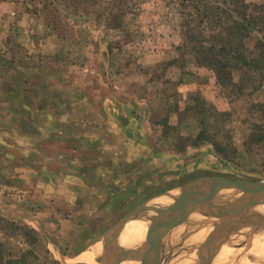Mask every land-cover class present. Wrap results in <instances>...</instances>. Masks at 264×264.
Segmentation results:
<instances>
[{"label": "rangeland", "instance_id": "374dc122", "mask_svg": "<svg viewBox=\"0 0 264 264\" xmlns=\"http://www.w3.org/2000/svg\"><path fill=\"white\" fill-rule=\"evenodd\" d=\"M244 1L263 24L231 41L228 77L196 61L179 0H0V264H87L80 253L134 201L209 176L264 181V0ZM230 190L214 210L228 212L192 214L198 225L173 231L186 247L160 264H202L216 247L197 246L237 225L211 264H264L249 249L264 242V202L237 219L243 192ZM193 231L207 235L189 243Z\"/></svg>", "mask_w": 264, "mask_h": 264}, {"label": "water", "instance_id": "95a60500", "mask_svg": "<svg viewBox=\"0 0 264 264\" xmlns=\"http://www.w3.org/2000/svg\"><path fill=\"white\" fill-rule=\"evenodd\" d=\"M236 190L243 192L242 199L236 201L237 207L239 206V218L244 209L252 205L264 202V181H250L243 179H230L220 176H209L193 180L186 185L182 186L181 193L174 196L173 193L168 191L164 198L173 197V200L167 205H160L157 203L158 199L150 202H144L136 209L128 213L117 223L112 231H109V241L114 240L121 227L128 219L141 218L147 212H153V215H148V225L145 233L144 240L138 245L131 247L116 246L112 250H102L97 256V264H123L125 261H136L137 264H160L161 245L163 239L173 233V231L180 230L183 224L195 222L197 219L194 213L217 215L219 212H228L222 209L218 213L214 210L219 206L217 203V196L220 200L226 195L227 190ZM163 198V196H162ZM222 212V213H223ZM149 217V218H148ZM200 219V218H199ZM264 221V219L262 220ZM245 222L260 223L257 219H246ZM237 226L225 228L221 232H212L204 242L197 246L199 249L215 248L212 254L210 253L207 258L202 261V264H208L212 260L214 253L217 251L219 243L226 242L229 234L235 231ZM79 264V263H77ZM90 264V263H87Z\"/></svg>", "mask_w": 264, "mask_h": 264}, {"label": "trees", "instance_id": "16d2710c", "mask_svg": "<svg viewBox=\"0 0 264 264\" xmlns=\"http://www.w3.org/2000/svg\"><path fill=\"white\" fill-rule=\"evenodd\" d=\"M179 1L187 9L184 14L186 24L183 35L186 40L193 41L191 49L196 61L201 65L214 69L221 76L225 74L229 77L233 69L234 71L239 70L232 59L238 57L241 54V50L232 47L231 41L236 38L239 40L255 29H261L263 15L260 12H263V7L253 6L259 9L257 11L259 14L250 15L248 10L252 6L244 0H221V5L218 0ZM260 5H264V2ZM215 23L216 27H214ZM259 24L261 25L260 27L258 26ZM201 27L210 28L212 31L215 30L216 33H211V31L207 37H200L201 32L204 30ZM217 33L218 35H216ZM202 35L205 34L202 32ZM216 36H218L220 42L218 45L215 40ZM259 46L262 50L259 56L261 54L264 55L263 43L260 42ZM223 52L224 58H218L217 55L219 53L223 55ZM219 74L218 76H220ZM40 111L45 112L50 117H57L60 113L54 105H42ZM22 229L25 235L30 231L27 227Z\"/></svg>", "mask_w": 264, "mask_h": 264}, {"label": "bare ground", "instance_id": "6f19581e", "mask_svg": "<svg viewBox=\"0 0 264 264\" xmlns=\"http://www.w3.org/2000/svg\"><path fill=\"white\" fill-rule=\"evenodd\" d=\"M231 191V190H230ZM226 192V191H225ZM227 193V192H226ZM231 193V192H230ZM232 196V195H231ZM239 196V195H238ZM157 199H160L159 201H157V203L158 204H160V205H163V204H165L166 202H167V200L163 197H161V198H157ZM232 199H233V197H232ZM239 199V198H238ZM233 200H235V199H233ZM229 202V201H228ZM230 203H234L233 201L232 202H230ZM229 203V204H230ZM258 204H260V203H258ZM258 204H256V205H258ZM226 205V204H225ZM224 205V206H225ZM223 206V207H224ZM227 206V205H226ZM222 207V208H223ZM252 207V206H251ZM230 208V207H229ZM250 208V207H249ZM227 209H228V207H227ZM256 212H261V213H264V204H262V205H260L259 207H257V210H255ZM235 214V213H234ZM252 214V213H251ZM254 214V213H253ZM257 214V213H256ZM256 214H255V216H256ZM148 215H153V212H147L146 213V215L145 216H143V217H141V218H139L138 220H137V223L134 225V227L132 228V226H133V221L132 220H130V221H128V222H126V224H125V226H124V228H123V230H122V232H121V234H120V236H119V238H118V244H119V246H123V247H131V246H135V245H138L139 243H141L143 240H144V238H145V233H146V229H147V225H148V219L146 218V216H148ZM210 215V214H209ZM209 215H207V216H209ZM221 215V214H220ZM219 215V216H220ZM230 215V214H229ZM262 215V214H261ZM225 216V215H224ZM228 216V215H227ZM249 216V215H248ZM251 216H253V215H251ZM258 216V215H257ZM204 217V216H203ZM206 217V216H205ZM149 218V217H148ZM207 218V217H206ZM225 219H226V216H225ZM230 219V218H229ZM228 219V220H229ZM200 220L201 219H198L197 221H195L194 223H193V225H195L196 223H199L200 222ZM206 220V219H205ZM211 220H212V218H211ZM217 220V219H216ZM222 221H223V219H221ZM235 220V219H234ZM243 220V219H242ZM208 221L209 220H207V221H205V222H207L206 224L208 225L209 223H208ZM233 221V220H232ZM217 222H219V221H217ZM221 222V221H220ZM223 222H226V221H223ZM228 222V221H227ZM237 222H238V220H237ZM204 224L205 223H203V226H204ZM213 224H215V223H213ZM223 224V223H222ZM221 224V225H222ZM246 224V223H245ZM192 225V226H193ZM196 225H198V224H196ZM217 225H219V224H217ZM221 225L219 226V228L221 227ZM225 226L227 225V224H224ZM241 225H242V222H241ZM249 225H250V223H249ZM214 226V225H213ZM216 226V225H215ZM243 226V225H242ZM251 226V225H250ZM195 227V226H194ZM211 227V226H210ZM209 227V228H210ZM224 227V226H223ZM222 227V228H223ZM228 227V226H227ZM237 227H238V225H237ZM132 228V229H131ZM207 228H208V226H207ZM213 228V227H212ZM212 228H210V230H211V232H212ZM217 228V227H216ZM215 228V229H216ZM221 228V229H222ZM226 228V227H225ZM242 228V227H241ZM245 228H247L246 227V225H245ZM244 228V229H245ZM196 229V228H195ZM244 229H243V232H244ZM204 230V229H203ZM206 230V229H205ZM218 230H220V229H218ZM216 231H217V229H216ZM236 231H237V228H236ZM247 231V230H246ZM202 232L203 231H199V232H192V234L189 236V239H187V241L189 242V243H191V242H196V240H198V238H199V236L202 234ZM210 232V231H209ZM238 232V231H237ZM243 232H241V233H243ZM220 233V232H219ZM130 234H132V236L130 237ZM175 234V233H174ZM204 234H206V233H204L203 232V235ZM246 234V233H245ZM171 235V234H170ZM207 235V234H206ZM206 235H204V236H206ZM209 235V234H208ZM240 235V234H239ZM186 236H188V235H186L185 234V237ZM243 236V235H242ZM241 236V237H242ZM130 237V238H129ZM173 238V234L169 237V238ZM129 238V239H128ZM166 238V237H165ZM171 238V239H172ZM188 238V237H187ZM205 238V237H204ZM240 238V237H239ZM239 238L237 239V240H239ZM244 238V237H243ZM242 239V238H241ZM185 240V239H184ZM235 240V239H234ZM183 241V240H182ZM181 241V242H182ZM106 242V241H105ZM228 242V241H227ZM237 242H239V241H237ZM243 242V241H242ZM177 243V242H176ZM183 243H185V242H183ZM183 243H182V245H183ZM104 244V243H103ZM106 244V243H105ZM178 244V243H177ZM180 244V243H179ZM233 243H231V245H232ZM240 244V243H239ZM238 244V245H239ZM100 245L101 244H98L97 245V247H93L92 249H90L89 251H88V253H86L85 254V251L84 252H82V253H80L81 255H80V257L78 258L80 261L82 260V259H85V260H82L83 262H87V263H94L95 262V260H96V257L99 255V253H100V251H101V247H100ZM185 245V244H184ZM183 245V246H184ZM234 246H235V244H233ZM237 245V246H238ZM242 245H244V244H242ZM106 246V245H105ZM104 246V247H105ZM115 246V245H114ZM241 246V245H240ZM107 247V246H106ZM113 247V246H112ZM175 247H176V245H175ZM179 247H180V245H179ZM185 247H186V245H185ZM221 247V246H220ZM226 247V246H225ZM230 247V246H229ZM233 247V246H232ZM232 247H231V249H229V250H233L232 249ZM117 248H118V246H117ZM177 248V247H176ZM181 248V247H180ZM184 248V247H183ZM219 248V247H218ZM223 248V247H222ZM226 248H228V245H227V247ZM195 249V248H194ZM203 249H205V248H203ZM203 249H200V250H203ZM221 249V248H220ZM235 249V248H234ZM237 250H238V248H236ZM240 249H241V247H240ZM249 249H252V251L258 256V258H261V259H264L263 257H264V242H261L259 245H257V247H252V248H250L249 247ZM104 250H105V248H104ZM107 250H108V248H107ZM112 250V249H111ZM181 250H182V248H181ZM216 250V249H215ZM222 250V249H221ZM223 250H227V249H223ZM175 251V250H174ZM206 251H207V249H206ZM217 251H219L220 253H221V251L218 249ZM216 251V252H217ZM236 250H234V252H235ZM260 251H262V253H259ZM165 252V251H164ZM227 252H230V251H226L224 254H227ZM233 252V251H232ZM179 253V252H178ZM207 253V252H206ZM222 253V255H224ZM254 253H253V255H254ZM180 254V253H179ZM194 254V253H193ZM209 254V253H208ZM218 254V253H217ZM171 255L173 256V254L171 253ZM181 255V254H180ZM219 255V254H218ZM244 255V254H243ZM245 255H247V254H245ZM250 255V254H249ZM162 256V255H161ZM169 256H170V252H169ZM174 256H175V254H174ZM177 256H178V254H177ZM239 256H240V254H239ZM182 257V256H181ZM219 257V256H218ZM226 257H227V255H226ZM73 258V257H72ZM76 258V257H75ZM162 258V257H161ZM170 258V257H169ZM223 258V257H222ZM241 258H242V256H241ZM244 258V257H243ZM245 258H246V256H245ZM164 259V258H163ZM171 259V258H170ZM198 259V258H197ZM217 259V258H216ZM216 259H215V261H216ZM219 259L221 260V258L219 257ZM224 259V258H223ZM222 259V260H223ZM229 259V258H228ZM233 259V258H232ZM231 259V260H232ZM238 259V258H237ZM248 259V258H247ZM253 259V258H252ZM255 260H256V257L254 258ZM71 260V259H70ZM202 260H204L203 258H202ZM213 260H214V258H213ZM235 260V259H234ZM233 260V262H235V261H240V262H242V260L243 259H238V260H235L234 261ZM66 261H68V260H66ZM167 261V260H166ZM215 261H214V263H215ZM97 262V261H96ZM223 262V261H222ZM227 262H230V264H232V262L231 261H227ZM227 262H225V263H227ZM252 262H255V261H253L252 260ZM257 262V261H256ZM65 263V262H64ZM63 263V264H64ZM67 263H69L70 264V261L69 262H67ZM98 263V262H97ZM162 263V262H161ZM164 263V262H163ZM181 263L182 264H187L186 263V259H184V260H182L181 261ZM212 262H210L209 264H211ZM123 264H137V262L136 261H125V263H123ZM166 264V263H165ZM227 264H229V263H227Z\"/></svg>", "mask_w": 264, "mask_h": 264}, {"label": "crops", "instance_id": "0c3cea01", "mask_svg": "<svg viewBox=\"0 0 264 264\" xmlns=\"http://www.w3.org/2000/svg\"><path fill=\"white\" fill-rule=\"evenodd\" d=\"M4 74V72L2 73V75ZM2 80V79H1ZM2 83V82H1ZM3 91H7V89L6 88H3ZM58 117V116H57ZM3 167V165H0V168H2ZM7 185V184H6ZM132 203H134L130 208H129V211L128 212H125L124 214H122L121 213V215H120V217L113 223V225H111V226H108L107 228H105V233H104V236L99 240H97L96 241V239L94 240V242L96 241V243L95 244H93L92 246H94V245H96V244H101L100 245V247L102 248L101 249V251L102 250H104V248H105V250H107V248H108V250H111V249H113V247H114V245L117 247L118 246V248L120 249L121 247H123V246H119V244H118V238H119V236H120V234H121V232H122V230H123V228H124V226H125V224H126V222H128V221H130V220H132V219H128V220H126L125 221V223L123 224V226L121 227V230H119V233H117L116 234V236H115V238H114V240H112V241H109V235H108V233H109V231H112L113 230V227L117 224V223H119L121 220H122V218L124 217V216H126L128 213H130L131 211H133L134 209H136V207H138L139 205H141L142 203H144L142 200L139 202V201H134V202H132ZM131 203V204H132ZM133 219H135V218H133ZM137 219V218H136ZM93 232V231H92ZM91 232V233H92ZM100 232H98L97 234H99ZM176 233L177 232H175V234L173 233V238L171 239V238H169V236H170V234L169 235H167L166 236V238H164L163 239V241H162V245H161V251H162V256H164V255H166V253L168 252H170V251H179L180 252V250H181V248H183L184 246L181 244V241L178 239V237H176ZM190 235L192 234V233H189ZM96 235V234H95ZM184 240V239H183ZM106 241V242H105ZM165 241H167L166 243H164ZM178 244H177V243ZM90 243V240L88 241V244ZM104 243V244H103ZM106 243V244H105ZM180 243V244H179ZM107 247H106V246ZM175 245H176V247H175ZM179 245H180V247H179ZM105 246V247H104ZM113 246V247H112ZM107 250V251H108ZM100 251V252H101ZM165 251V252H164Z\"/></svg>", "mask_w": 264, "mask_h": 264}]
</instances>
